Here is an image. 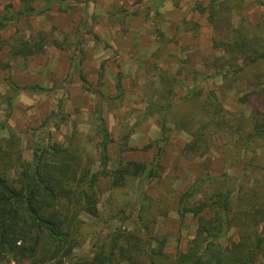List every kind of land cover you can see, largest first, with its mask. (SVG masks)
Wrapping results in <instances>:
<instances>
[{
    "label": "rangeland",
    "instance_id": "rangeland-1",
    "mask_svg": "<svg viewBox=\"0 0 264 264\" xmlns=\"http://www.w3.org/2000/svg\"><path fill=\"white\" fill-rule=\"evenodd\" d=\"M65 3L68 5L64 12H58L54 6L42 15L22 18L17 25L9 23L2 33L6 38L17 30L20 36L28 37L45 31L50 38L58 41L65 38L74 47L67 46L63 52L47 45L42 55L27 60L8 55L5 48L0 51V95L9 93L11 84L26 89L13 99L10 108L0 104V122L4 124L0 139L9 137V132L15 133L20 139L23 159L30 161L39 141L67 145L75 137L80 151L96 170L100 163L101 120L114 141L108 145L110 169L123 158L147 163L157 174L151 183L143 182L144 176L128 178L126 187L114 193L116 205L109 198L108 183H102L99 219L109 220L112 213L121 209L129 215V208L134 207L129 222L107 223L108 229L119 226L133 229L140 207H148V212L156 217L148 229L154 240L152 247H156V241L165 240L168 251H185L195 235L196 220L190 214L180 217L179 196L198 183L192 199L202 198L220 187L217 183L226 180L223 175L231 178L227 181L250 185L252 176L244 167L250 154L242 152L233 165L231 157L222 150L225 141L222 136L216 137V146L206 152L187 151L189 135L177 131L170 122L166 125L167 139H163L157 107L163 105L159 96L166 85L160 77L167 73L169 78H176L177 82L170 87L175 92L174 99L183 97L192 88L212 90L227 111L247 116L256 105L251 100L247 105L238 100L243 81L231 82L227 88L222 76L212 79L206 76L221 65L222 72L230 71L231 65L242 66L241 60H232L229 53L214 48L213 44L230 40L231 31L242 19L248 28L258 24L264 17V0H230L214 25L208 22L207 12H201L209 0H65ZM18 6V0H0V20ZM32 6L45 7L40 3ZM81 40L79 70L73 71L68 57L77 54L79 48L76 50L75 44ZM195 72L203 76L196 77ZM80 75L89 90L83 87ZM31 86L58 92L34 93L29 91ZM130 132L127 141L132 151L120 153L118 145ZM12 175L8 173L9 177ZM140 189L146 199H142ZM82 218L96 222L87 215ZM105 231H98V235ZM89 252L87 242L75 255Z\"/></svg>",
    "mask_w": 264,
    "mask_h": 264
},
{
    "label": "trees",
    "instance_id": "trees-1",
    "mask_svg": "<svg viewBox=\"0 0 264 264\" xmlns=\"http://www.w3.org/2000/svg\"><path fill=\"white\" fill-rule=\"evenodd\" d=\"M18 1V9L0 20V51L5 48L8 55L27 60L42 55L47 45L63 52L67 46L74 47L65 38L62 41L50 38L45 31L24 37L16 30L4 38L2 33L9 23L17 25L22 18L42 15L54 6L58 12H64L68 5L65 0ZM229 1L209 0L201 12L206 11L208 22L214 25L218 14L229 7ZM33 3L45 7L36 9ZM236 7L240 10L239 5ZM231 36L228 41H215L213 47L229 53L232 60H241L242 66L231 65L230 71L222 72L221 65L206 78L220 75L227 88L231 82L243 81L238 100L244 104L251 100L256 105L247 116L227 111L212 90L192 88L183 97L174 99L175 92L170 87L177 82L176 78H169L167 73L160 77L166 85L159 96L163 105L157 107L163 139H167L166 125L170 122L177 131L189 135L187 151L206 152L216 146L215 138L222 136L225 138L222 150L231 157L233 165L242 152L250 154L244 164L252 176L250 185L227 181L231 178L223 175L225 181H215L220 187L202 198L192 199L198 183L179 196L180 217L190 214L196 220L195 235L185 251H168L165 240H155L156 247H152L154 240L148 229L156 217L148 212V207H140L133 229L122 226L108 229L107 223L129 222L134 207L129 208V215L121 209L112 213L109 220L99 219L102 183H108L109 198L116 205L114 193L126 187L128 178L144 176L143 182L151 183L157 174L147 163L123 158L110 169L108 145L114 141L100 120V163L96 170L80 151L75 137L67 145L39 141L30 161L23 159L20 139L15 133L9 132V137L0 139V264H264V17L252 28L242 19ZM81 44L82 40L78 41L77 54L68 57L73 71L79 70ZM195 76L202 77L203 73L195 72ZM79 78L89 90L84 77ZM9 90L0 95V104L8 108L26 89L11 84ZM29 91L58 92L38 86H31ZM61 104L62 101L59 108ZM100 114L99 111V118ZM3 128L0 122V130ZM131 132L118 145L120 153L132 151L127 141ZM9 172L13 173L11 177ZM141 197L146 199L143 193ZM83 215L96 222H86ZM102 229L105 233L98 235ZM87 242L89 254L76 256L75 251Z\"/></svg>",
    "mask_w": 264,
    "mask_h": 264
}]
</instances>
